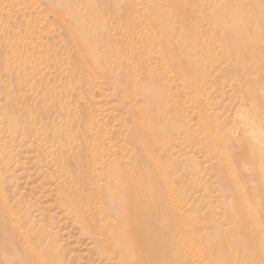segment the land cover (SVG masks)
Instances as JSON below:
<instances>
[{
    "label": "rangeland",
    "instance_id": "rangeland-1",
    "mask_svg": "<svg viewBox=\"0 0 264 264\" xmlns=\"http://www.w3.org/2000/svg\"><path fill=\"white\" fill-rule=\"evenodd\" d=\"M251 63L264 0H0V261L112 264L124 195L181 264H264Z\"/></svg>",
    "mask_w": 264,
    "mask_h": 264
},
{
    "label": "bare ground",
    "instance_id": "bare-ground-1",
    "mask_svg": "<svg viewBox=\"0 0 264 264\" xmlns=\"http://www.w3.org/2000/svg\"><path fill=\"white\" fill-rule=\"evenodd\" d=\"M247 68L252 72L259 71L260 73H262L260 74L261 76L264 73V69L261 68V63H257V64L251 63L247 66ZM261 76L259 77V79L261 78ZM247 129L249 130L248 135L250 139L247 140L248 142L250 141V144L248 146V151L246 150L249 154L248 160H250L252 157L253 159L256 160V162L259 161L261 162L264 159V132H261L258 123H254L253 121H250L248 123ZM252 164L254 166L256 163L253 162L251 163V165ZM263 165L261 166L263 167L262 175L264 176ZM251 168L252 167L248 168V170H251ZM256 168L254 169L256 170ZM262 175L260 174V178L263 177ZM262 183H260V185H263ZM123 186H125V184H123ZM125 188H127V186H125ZM122 198L124 201L123 203L124 208L122 210L123 215L121 218H117L116 222H114L112 226L110 225L108 230V235H106L105 240L100 237L95 238L93 232L88 231L89 235L92 238L94 237L96 239V247L98 248V250L102 252L104 256H106V258L109 259L110 263L112 264H181L179 259H176L175 254L172 255V253H170L171 245L170 242H168V237L166 236L168 235V233L162 229V226L164 225L163 219L151 218L150 208L148 204L145 203L143 207H140L137 206L136 203L133 201L132 205H130L127 202L126 196L122 195ZM134 203H135V207L133 206ZM242 208L244 207L242 206ZM235 210L233 211L234 217L237 216V212ZM241 210L243 213V209ZM79 215L81 214L79 213ZM82 219L84 223L85 222L84 218ZM84 224L88 228V223L86 222ZM234 224L236 228L238 227V231L241 233V236L244 235L243 233L245 231L242 228L241 218H234ZM253 228L254 230L252 231L250 229L252 235L251 237L247 236L248 239L253 238L252 236L254 235L258 238V240L255 239V241L262 242L264 240V224L261 223L260 227L255 226ZM209 248L211 249V251L214 250V247L210 246ZM34 253L35 254H32L33 263L31 264H43L41 255L38 252H34ZM219 254H224V253L220 251ZM0 263L13 264L12 259L9 255L7 256L3 255L1 257ZM49 263L53 264L51 262ZM22 264H27L26 260L22 262Z\"/></svg>",
    "mask_w": 264,
    "mask_h": 264
}]
</instances>
